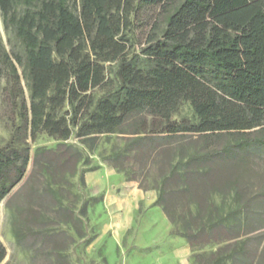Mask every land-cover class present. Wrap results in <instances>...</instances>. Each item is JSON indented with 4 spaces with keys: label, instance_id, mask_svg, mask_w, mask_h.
I'll list each match as a JSON object with an SVG mask.
<instances>
[{
    "label": "trees",
    "instance_id": "trees-1",
    "mask_svg": "<svg viewBox=\"0 0 264 264\" xmlns=\"http://www.w3.org/2000/svg\"><path fill=\"white\" fill-rule=\"evenodd\" d=\"M0 15L17 44L0 37V104L13 128L0 146V199L10 196L30 264H74L78 241L95 238L89 201L72 190L73 176L85 183L83 152L66 142L73 128L92 150L100 134H121L103 161L156 191L171 234L191 248L218 244L193 253L195 264H264L244 170L264 145V0H0ZM184 102L194 117L173 118ZM41 132L58 142L31 153L27 138ZM232 192L233 209L211 200ZM6 253L0 242V263Z\"/></svg>",
    "mask_w": 264,
    "mask_h": 264
},
{
    "label": "rangeland",
    "instance_id": "rangeland-1",
    "mask_svg": "<svg viewBox=\"0 0 264 264\" xmlns=\"http://www.w3.org/2000/svg\"><path fill=\"white\" fill-rule=\"evenodd\" d=\"M0 37L2 43L6 46L8 50H11L16 44L14 37L11 32L4 29L2 15H0ZM108 77L110 79L114 78V70L112 67H108ZM26 95L29 93L28 89L25 87ZM103 92L102 88H95L92 90V93L95 97ZM68 107L65 106L61 111L67 110ZM11 114L3 109L2 104H0V146L9 141L13 136V128L11 125V119L9 118ZM193 118L194 112L189 102H184L180 105L173 118ZM73 133L69 139L66 140L68 143H73L78 148H80L84 155V161L79 164V173L84 174V179L87 172H94L103 165L106 164L101 158L102 155L107 154L110 149L116 145L122 144L121 134H100L96 147L92 150L81 143L76 136V130L73 128ZM58 139L48 135L46 132L39 133L34 140L27 138V143L31 147V153L37 146H47L55 147ZM28 166L27 173L30 170ZM110 166V165H108ZM111 167V166H110ZM113 169V167H111ZM114 170V169H113ZM245 180L248 184V195L253 197L251 203V210L249 212V217H263L260 224H255L254 231L251 232L250 236H257L253 238L251 243H254L255 246L259 249L264 250V145L262 147H253L248 152V158L245 161ZM115 171V170H114ZM117 172V171H115ZM120 173V172H118ZM125 179L124 175L120 173ZM73 181V189L81 195V199L89 201L88 213L85 216L86 223V239L89 237H97V231L100 228L99 217L101 215V209L99 208V200L101 196H95L92 194V186L88 184H83L80 181L79 175L73 176L71 178ZM136 182V181H135ZM137 183V182H136ZM20 185V184H19ZM18 185V186H19ZM17 186V187H18ZM17 187H15L11 192L13 193ZM96 200H93V198ZM10 196L0 199V242L5 247L7 251L5 258L1 261L0 264H30L28 255L25 254L19 247L16 245L14 236H12V226H11V211L6 207V202ZM81 199L79 201H81ZM211 200L215 204L224 206V211L228 209H233L236 207V204L233 199V192L226 194H213ZM139 222L135 225V228L132 233V242L131 245L126 248V250L121 254H117V248L113 243L112 237L107 235L102 239L101 245L104 247H95L92 245L93 241L85 245V240H79L75 245V248L70 252L72 257V263L74 264H169L170 256H166V253L163 251L168 250L167 245L159 246L155 244V239L163 237L165 234L164 223H161L159 216L154 215L153 213H141ZM241 214V213H240ZM239 218H244V215H239ZM151 221H148V220ZM171 234V231H170ZM173 235V234H171ZM176 236V235H173ZM179 236V235H178ZM142 244L137 245V242ZM157 245V246H156ZM218 244H207L193 246L191 248V254L189 259L192 264H195L194 259L192 258L193 253H202L214 250Z\"/></svg>",
    "mask_w": 264,
    "mask_h": 264
},
{
    "label": "crops",
    "instance_id": "crops-1",
    "mask_svg": "<svg viewBox=\"0 0 264 264\" xmlns=\"http://www.w3.org/2000/svg\"><path fill=\"white\" fill-rule=\"evenodd\" d=\"M85 181L88 186H92L93 195L101 196L99 208L102 216L98 219L100 228L92 245L99 247L102 239L107 235L112 237L117 254H122L131 245L132 233L141 213L148 212L159 216L161 223H164L165 234L156 238L155 244L167 245L168 250L163 253L170 256L169 264H192L189 259L191 247L183 237L170 234L171 223L163 211L155 205V190L144 191L135 181H126L120 173L115 172L108 165H103L94 172H87ZM136 244L142 243L138 241Z\"/></svg>",
    "mask_w": 264,
    "mask_h": 264
}]
</instances>
